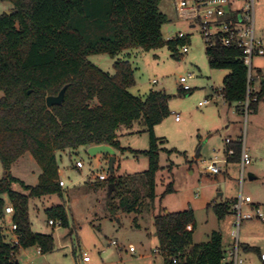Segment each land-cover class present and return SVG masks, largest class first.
<instances>
[{"label": "trees", "instance_id": "trees-1", "mask_svg": "<svg viewBox=\"0 0 264 264\" xmlns=\"http://www.w3.org/2000/svg\"><path fill=\"white\" fill-rule=\"evenodd\" d=\"M12 13L0 14V216L6 198L13 207L10 218L17 226L16 245H11L0 225V264H17L19 247L37 246L41 253L54 248L52 233L34 232L28 214L31 197L62 196L56 152L91 145L108 144L119 148L118 131L140 121L149 133L148 168L139 173L113 177L117 206L138 212L144 198L152 202L155 175L159 169V144L154 126L169 113V95L149 91L144 97L132 94L133 70L128 61L114 63V74L103 71L89 56L141 47L144 50L166 45L175 51L185 39H165L162 25L167 16L160 10L161 0H7ZM208 64L229 72L223 77L220 94L227 102L240 105L248 100L247 110L255 111L264 95L251 90L248 66L238 47H225L218 40L206 45ZM66 85L64 100L47 107V95H56ZM191 90L185 92L190 94ZM241 143L227 144L226 162L239 159ZM232 150L228 154V150ZM29 152L41 168L37 183L25 184L12 175V164ZM19 183L21 193L11 188ZM145 189L144 195L140 192ZM173 190L167 184L164 193ZM223 218L229 212L226 202L213 206ZM49 219L68 224L62 206L46 210ZM5 223V222H4ZM196 222L191 208L154 215L155 235L166 249L164 264H225L222 235L212 231L209 240L193 243ZM172 257H176L174 263ZM264 262V261H263Z\"/></svg>", "mask_w": 264, "mask_h": 264}, {"label": "rangeland", "instance_id": "rangeland-1", "mask_svg": "<svg viewBox=\"0 0 264 264\" xmlns=\"http://www.w3.org/2000/svg\"><path fill=\"white\" fill-rule=\"evenodd\" d=\"M234 5L251 6V2L239 0ZM11 7L10 1L0 0V14ZM159 7L167 16L162 25L163 37L168 39L178 31L189 33L187 52H182L181 44H178L175 51L163 45L150 50L133 47L112 57L106 53L89 56L111 75L115 72V62L128 61L134 77V84L128 88L132 94L144 98L149 91H162L169 95L170 113L153 128L154 134L163 142L159 144V169L155 175L152 202L144 198L138 212H126L117 206L114 184L108 193L111 176L139 173L148 168L149 160L144 150L149 147V133L142 122H134L118 131L119 148L115 149L113 170L109 169L107 154L90 156L85 147L58 150L59 179L65 182L62 196L31 197L28 204L32 228L37 232L52 233L54 248L40 253L34 246L19 247L15 252L17 264H83L82 251L91 256L89 264H100V256L109 264H147L148 261L164 264L162 254L152 252L160 247L153 216L162 210L175 212L188 208L195 216L194 244L208 241L210 233L218 231L226 256L237 241L238 256L244 264H264L260 259V254H264V95L257 109L249 112L246 102L240 105L225 101L220 89L229 70L209 66L205 40L197 28L192 29L177 18L173 0H161ZM253 16L254 35L264 42V0H254ZM250 70L251 90L259 91L264 81V55L252 57ZM190 73L192 76L186 83L191 87V93L185 95L178 78ZM205 99L209 101L204 103ZM176 115L178 120H175ZM225 138L233 143L240 142L250 155L251 160L244 168L241 169L238 159L225 161ZM78 159L84 164L80 170L73 167ZM212 160H217L220 167L216 174L207 170ZM10 169L12 175L29 185L36 183L41 171L29 152L20 156ZM97 172L103 173L106 179L97 180ZM2 175L0 162V178ZM250 175L255 178L250 179ZM169 183L173 190L164 193ZM11 188L27 193L19 183H12ZM140 192L144 195L146 190L142 188ZM240 195L251 199L241 206V214H254L255 208L260 207L263 217L242 218L237 225L233 202ZM4 197L6 204H10L7 196ZM220 202L229 206V212L223 218H219L213 208ZM59 204L67 212L66 226L48 223L50 217L46 210ZM9 218L10 215L5 213L0 216V225L5 231ZM232 230L237 231L236 237L231 234ZM6 236L9 239V233ZM112 239L124 247L132 245L135 254L122 248L120 255H116L117 250L110 243ZM101 249L105 250L102 254Z\"/></svg>", "mask_w": 264, "mask_h": 264}, {"label": "built area", "instance_id": "built-area-1", "mask_svg": "<svg viewBox=\"0 0 264 264\" xmlns=\"http://www.w3.org/2000/svg\"><path fill=\"white\" fill-rule=\"evenodd\" d=\"M238 1L239 0H173L177 18L188 23V26L192 29L197 28L199 34L205 40L206 45L213 44L215 40H218L225 47L233 46L242 50V58L244 63L248 66V80L250 81L252 79L250 70L252 57L254 55H264V42L254 35V0H250L251 6L246 5L243 7L234 5ZM174 37L182 38L187 41L189 39V33L178 31L170 38ZM186 41L181 45L182 52H187L188 50ZM190 76H192L191 73L188 74V76H179L178 78V84L184 92L191 90V87L186 83ZM208 101V99H205L204 103ZM247 103L248 100L246 101V109ZM199 104L201 105L202 102H199ZM178 119V115H176L175 120ZM231 141V139L225 138V144H229ZM232 152L231 149L227 151L228 154ZM250 160L251 158L248 152L244 148H241V169L249 164ZM217 163V160L210 161L207 165V170L213 174L220 172V167ZM74 165L79 169L84 167L83 161L80 159L76 160ZM95 178L101 181L105 180L106 176L101 172H97ZM58 184L60 187L65 186L63 179H59ZM250 201L251 199L249 196L242 197V195H240L239 199L233 202V210L237 214V225L242 218L249 219L254 215L258 218L263 217L260 207L255 208L254 214H241V206ZM13 212L14 210L11 204H7L4 208V213L12 216ZM48 223L53 226L61 225L59 219H48ZM16 228V224L10 221L8 231L14 234L9 238L11 245H16L18 243V238L15 234ZM231 234L236 237L237 231L232 230ZM110 243L114 246H121L114 239H112ZM127 250L130 253H134L135 251L132 245H129ZM152 252L164 256L166 254V249L154 248ZM81 256L84 261H89L90 259L86 251H82ZM260 259L264 261L263 253L260 254ZM172 261L175 263L177 261L176 257H172ZM226 264H244L243 260L238 256L237 241L235 242V247L230 252V259Z\"/></svg>", "mask_w": 264, "mask_h": 264}, {"label": "water", "instance_id": "water-1", "mask_svg": "<svg viewBox=\"0 0 264 264\" xmlns=\"http://www.w3.org/2000/svg\"><path fill=\"white\" fill-rule=\"evenodd\" d=\"M5 13L10 14V13H12V11L7 10V11H5ZM65 89H66V85H64L56 95H47L45 98L46 106L51 107L54 104L62 103V101L64 100ZM87 153L90 156L101 155L103 153L107 154L108 155L109 169L113 170V165H114L116 156H115V149L112 146H110L108 144L91 145V146L87 147ZM198 155L199 154H196V157ZM249 178L253 179V178H255V176L250 175ZM108 187H109L108 193L110 194L112 191V188H113V184L110 183Z\"/></svg>", "mask_w": 264, "mask_h": 264}, {"label": "crops", "instance_id": "crops-1", "mask_svg": "<svg viewBox=\"0 0 264 264\" xmlns=\"http://www.w3.org/2000/svg\"><path fill=\"white\" fill-rule=\"evenodd\" d=\"M160 8V7H159ZM85 148H87V147H85ZM115 156H116V151H115ZM199 156V155H198ZM239 161H240V156H239V159H238ZM13 165V164H12ZM76 170H80L79 168H76L75 167V165L73 166ZM59 171V177H61V173H60V169L58 170ZM10 172H11V169H10ZM41 172V171H40ZM37 180H38V178H37ZM36 183H37V181H36ZM35 183V184H36ZM221 195V194H220ZM65 208V207H64ZM66 210V209H65ZM67 213V212H66ZM155 215V214H154ZM68 217V216H67ZM10 218H11V216H10ZM10 218H9V221H8V219L5 221V222H9L10 223ZM136 219V218H135ZM153 221H154V216H153ZM134 222H135V224H136V226H139L138 225V223L134 220ZM9 223L8 224H6L5 225V227L8 229V226H9ZM30 223H31V221H30ZM154 223V222H153ZM7 229H6V231L4 230V228H3V230H4V233L5 234H7V233H9V235H10V237L9 238H11L14 234L12 233V232H9V231H7ZM31 230L32 231H34V232H37L36 230H34L33 228H32V223H31ZM42 233H47V232H42ZM212 233V232H211ZM210 233V234H211ZM193 236V235H192ZM209 240V239H208ZM192 242H193V240H192ZM119 244V243H118ZM120 245V244H119ZM34 247H36V250L38 251V252H40L39 251V248L37 247V246H35V245H33ZM115 248H116V250H117V254L116 255H120V252H121V250H122V248H124V250L126 251V252H128V250H127V247H124V246H120V247H118V246H115ZM104 249H101L99 252L102 254V253H104ZM232 250H230L229 252H228V254H229V256H228V254H227V256H226V254H225V258H224V262H225V264L229 261V259H230V252H231ZM41 253V252H40ZM99 253V254H100ZM130 253V252H129ZM100 254V255H101ZM132 255H134L135 254V251H134V253H131ZM81 258H82V256H81ZM100 259H101V263L100 264H109V263H107V262H104L103 260H102V258H101V256H100ZM91 260H92V258H91V256H90V259H89V261H84L83 260V258H82V263L83 264H89L90 262H91ZM164 263V262H163ZM147 264H151V261H148V263Z\"/></svg>", "mask_w": 264, "mask_h": 264}]
</instances>
